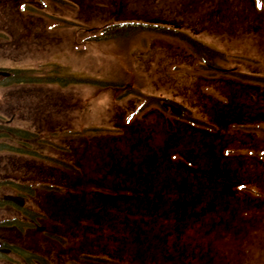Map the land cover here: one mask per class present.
Masks as SVG:
<instances>
[{"label":"rangeland","instance_id":"obj_1","mask_svg":"<svg viewBox=\"0 0 264 264\" xmlns=\"http://www.w3.org/2000/svg\"><path fill=\"white\" fill-rule=\"evenodd\" d=\"M28 2L31 5L26 3L24 8L29 13L20 17V22L25 21L24 24L28 26H19L17 18L8 17L11 9L6 7V0H0V26L6 25V30H0V67L33 70L32 75H20L25 80L28 76L32 77L30 84L19 82L14 85L19 92L20 107L12 126H17L23 136L32 135L30 142L34 147H29L33 149L31 152L24 151L26 145L22 140L19 150L23 155L0 160V168L39 169L47 158H60L61 152H66L63 147L70 143L71 138H79L89 146L88 150L93 153L88 165L99 168L101 161L99 164L95 161L100 160V148L107 150L109 144L115 141L111 138L119 137L116 141L122 142L128 149V138L133 137L135 150V136L143 138V142L148 140L143 127L146 133H153L151 145L153 148L158 146L154 150L168 154L169 164L178 158L184 164L186 161L183 157L171 147L162 148L167 137L166 124L169 127L172 125L166 120L174 117H169L167 111L165 116L168 118L160 125L153 118H147V111L157 107L161 109V98L189 109L191 116L202 124L199 126L206 128L204 124H207L210 130L213 129L208 113L211 112L212 116L214 100L221 96L220 93L230 95L232 92L227 83L232 76L214 81L220 79L213 75L220 74L207 70L200 72L195 68L182 72L179 43L160 35L134 33L117 36L115 40L104 39L102 31L114 23L148 22L149 18L156 17L175 23L179 21L182 31L226 55L227 60L218 61V67L234 68L235 75L250 76L244 79L246 82H255L254 77L264 78V16L261 13L259 21L253 0H123L121 19L117 22L113 19V11L117 8L118 0ZM261 10L264 11V7ZM53 67H60L62 71L54 73ZM42 75L48 78H53L49 75H58L60 82L49 83L48 78ZM188 75H197L198 78L203 75L204 78L192 79ZM76 78L105 79L112 85L104 87L100 84L74 83ZM133 89H136L135 93ZM139 92L145 95L144 103ZM245 92L241 94V99L232 104L229 96L231 105L228 106L229 110L237 113L234 120L244 123L235 128L228 126L222 139L215 142L217 150L221 147V154L213 152L210 157L204 156L208 159L206 164L201 162L218 173L214 170L206 178L193 179L188 176L189 183L180 170L174 171L168 166L158 168L163 182L167 184L172 180H175L174 183L185 180L189 184L197 179L206 181L207 186L204 187L198 181L197 187H192L193 191L202 193L201 204H208L209 209L216 208L217 218L222 216L220 222L214 221L216 217L209 220L205 216L196 221L186 220L183 225H187V230L178 236L171 219L165 223L166 219L162 216L164 207L154 196L149 199L147 193L163 190L167 186L151 184L148 169L140 168L139 157H134L133 161L135 176L132 195L138 193L142 196H134L131 200H124L121 195L110 204V199L101 198L96 191L109 190L110 193L114 178L107 176L103 179L101 173L87 168L84 175L88 186L85 198L93 202L90 211L85 214L131 217L135 221L145 217L151 221L145 222L146 228L142 224L134 227V236L136 232L145 235L138 236L139 241L133 239L131 234L134 249L145 248L149 251L150 255L144 261L146 264H208L203 260V255L207 254L212 257L211 264H264V167L257 153L264 149V123H257L262 117L260 108L257 102L252 104L248 101L247 92L249 96L252 94L249 89ZM139 104L144 105L136 108ZM190 124L183 131L188 141V147L184 145L183 150L196 148L203 151L208 145L207 140L198 137L211 132L192 125V122ZM174 125V128H168L169 132L176 130L177 122ZM136 129H140L143 135ZM5 141L9 144H1L4 150H13L16 142L10 138ZM139 145L142 147V143ZM172 154L176 155L169 159ZM139 176H142L143 182H136ZM217 177L223 181L218 183ZM234 181L236 183L232 185ZM93 184L94 191H90ZM64 188L58 192L67 196L70 189ZM220 188L227 191L233 189L234 193H238L228 199L229 192L227 196L224 195L223 202L218 200L221 197L212 195L213 192H220ZM123 189L124 186L119 190ZM46 194L43 193V198ZM229 200L237 206L232 221L226 220ZM234 227L237 232H230V228ZM151 234L159 238L156 247L161 249L159 254L152 251L155 245L144 241L147 238L150 242L153 238ZM188 251L192 254L189 263L186 262Z\"/></svg>","mask_w":264,"mask_h":264},{"label":"flooded vegetation","instance_id":"obj_2","mask_svg":"<svg viewBox=\"0 0 264 264\" xmlns=\"http://www.w3.org/2000/svg\"><path fill=\"white\" fill-rule=\"evenodd\" d=\"M256 11L261 21L262 10L257 2ZM7 71L0 73V138L12 134L11 138L18 141L21 132L12 124L20 100L11 77L20 74ZM128 146L131 149V142ZM16 147H20L19 142ZM63 149L66 152L62 151L60 158H49L39 169L0 168V264H146L150 253L145 248L134 249L131 234L139 241L138 236L145 235L136 232L134 236L133 223L142 222L146 228L145 222L151 221L85 215L84 175L87 168H92L86 167L84 142L71 138ZM106 149L100 153L101 165L115 171V187L124 186L129 191L133 184L132 154L124 156L122 149L112 143ZM21 154L19 150L2 149L0 160ZM64 187L70 189L69 196L58 192ZM42 191L47 193L45 199H37L36 193ZM144 241L155 245L154 253L161 252L156 248L158 238Z\"/></svg>","mask_w":264,"mask_h":264},{"label":"trees","instance_id":"obj_3","mask_svg":"<svg viewBox=\"0 0 264 264\" xmlns=\"http://www.w3.org/2000/svg\"><path fill=\"white\" fill-rule=\"evenodd\" d=\"M117 4H118L117 8H115V10L113 11V19L116 22L119 19H121L119 18V16L121 15L124 7L123 0H118ZM89 5L93 6L90 3ZM114 24L115 25H113L110 28H104V32L102 31L104 34L103 35L104 39L115 40L117 36L122 37L125 36L126 34L129 35L134 33L135 34L152 33L177 41L179 43V46L181 47V53L179 56H181V60L183 62V67L181 69L180 67H178V69L182 70V72H185L189 68H195L200 72L207 70V71L219 73L220 75H213V76L219 78L220 80H214V81H221V79L226 78L227 75H222L225 72H233V71H228L226 69L222 70L218 68V61L220 62L223 59L227 60V57L226 55H224V53L201 43L197 39L193 38L191 35L182 31L180 25L181 23L179 21L175 23L173 20H167V19H162L161 17H156V18H149L148 22H144V23L122 24L117 22ZM118 24H122V25H118ZM108 34H110L111 36H107ZM180 65L182 64L180 63ZM30 71L31 70H27L25 72H30ZM188 76L191 77L192 79L204 78L203 75H200L201 76L200 78H198L197 75H195L194 77L193 75H188ZM231 76L232 77H230L231 78L230 81H228L227 83L229 84L228 86L232 90V92L230 93V95H225V93L223 95V93H220L221 96L214 100L215 105H214V110H212V116H211V112L208 113L213 125V129L211 130V133H206L204 134L203 137H198L199 139L207 140L208 145L203 151L193 148L192 146L189 147H192L193 150H187V151L183 150L185 148L184 145L188 147L187 145L188 141L185 140V136H183V131H186L187 129L185 126L190 127L187 124L193 122L196 127H199L200 129L204 128L199 126L202 125L199 123L200 121L193 118L189 113V111H187V113L183 112L182 116H179L176 119L172 118L170 121L166 120V123L170 122L172 124L170 127L174 128L175 127L174 123L176 122L178 126H176L175 131L171 129L169 132L168 128L170 129V127L166 124L167 137L165 138V146L163 145L162 147L164 149L171 147L173 151L175 150V152H177L176 154L182 156L183 160L186 162H184L183 164L181 162V158H178V159H174L177 161H173V162L171 161L170 162L171 164H169L167 159L168 156L167 153H163L164 151H161L160 153V152H156L155 150L151 152L152 149L151 148L147 156L141 159L140 166L146 167L151 170H156L157 168H162L164 166H168L174 171L180 170L183 175H186V177L184 178H187L189 183L191 181L189 180L188 176H192L193 179L195 177L206 178L209 175V173L210 174L213 173L215 170L214 168L212 169L211 167L210 170V167L203 166V164L201 163L202 161H204L205 164L206 162H208V159L204 158V156L208 155L210 157V155L213 154V152L215 153L216 151L220 153L221 147H219L217 150L215 146V142L222 139L223 134L227 130L228 126H232V128H235L238 127L239 124L244 123L243 121L236 122L234 120V117L236 116L237 113L235 111L229 110L228 106L234 103V101H238L239 100L238 98L241 99V94H243L246 89H249V91L252 93L251 96H249L247 92L246 97L249 99L248 101L252 102V104L253 102L255 103L258 102V100L257 101L255 100V96H256L255 91L258 89V87L254 85L253 82L244 81V79H249L250 76L248 75H231ZM41 77L46 78L45 75H42ZM30 79L31 77L28 76L26 80L23 78L21 80H23L25 83H28L31 81ZM261 82L262 84L260 87L258 106L259 108L264 109V79H261ZM84 83L94 84V85L100 84V86H104V87L105 86L108 87L112 85L110 81L105 79H103V81L84 79ZM135 90L136 89H133L132 91L135 93ZM138 94L141 97V102L144 103L145 101L143 98H145V95L142 92H139ZM229 96L231 100H233V102L230 101ZM230 102L231 104H229ZM261 112H262L261 113L262 117L259 120L264 121V110ZM172 134L174 136H172ZM172 155L169 156V159H173L174 155L173 156ZM260 162L264 167V154L261 155ZM174 165H176L177 167H175ZM216 173L218 172L216 171ZM174 181L175 180H172L168 184L166 183L167 185H165V181H164L163 183L165 186H167V188L153 192L148 191L147 193L149 199H152L151 197L154 196L155 200L160 202L162 207H164L162 213V216L164 218L166 219L173 218L172 222L174 223L177 229L178 236H182L185 233V230H187V225H183V223L186 220H189V222L196 221V219L198 218L201 219V217L203 218V216L209 218V220L210 219L213 220L216 217V219H214V221L216 220V222H220L222 220L220 219L222 216L217 218L216 208H214V210L212 209V207L211 209H209L208 204L205 205L200 203L201 202L200 196L203 197L201 192L193 191V189L188 186L189 184L185 185L187 184V181L185 180L179 183L178 182L174 183ZM216 181L219 183L222 182L223 180L221 177H217ZM235 183L236 181H234L232 185H234ZM211 189H210V193H211ZM219 191L220 192H213L212 195H214L215 197L216 196L221 197L218 200L223 202L225 200L224 195L227 196V194L230 192L227 196L228 199H230L231 197H233V195H235V193H238V192L234 193L233 189L227 191L225 189L222 190L220 188ZM215 199L216 198H214L212 202H214ZM229 202H230V206H229L230 208L226 210L227 211L226 216H228L226 220L232 221L236 215L237 206L232 204L233 201L229 200ZM214 221H212V223H214ZM168 222L169 221H165V223ZM246 228L248 229L249 226L246 225ZM231 231L237 232L235 227L232 229L230 228V232ZM254 231H256V229H254ZM186 255H187L186 262L189 263L192 254L188 251Z\"/></svg>","mask_w":264,"mask_h":264},{"label":"water","instance_id":"obj_4","mask_svg":"<svg viewBox=\"0 0 264 264\" xmlns=\"http://www.w3.org/2000/svg\"><path fill=\"white\" fill-rule=\"evenodd\" d=\"M170 109L175 112V113H180L181 111L179 109H177L176 107H174L173 105H170Z\"/></svg>","mask_w":264,"mask_h":264},{"label":"snow or ice","instance_id":"obj_5","mask_svg":"<svg viewBox=\"0 0 264 264\" xmlns=\"http://www.w3.org/2000/svg\"><path fill=\"white\" fill-rule=\"evenodd\" d=\"M256 2H257V6H258V7H264V4H261V3H260V0H256Z\"/></svg>","mask_w":264,"mask_h":264}]
</instances>
